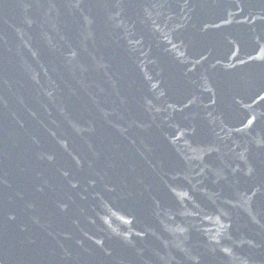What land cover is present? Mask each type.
<instances>
[{"label":"water","instance_id":"1","mask_svg":"<svg viewBox=\"0 0 264 264\" xmlns=\"http://www.w3.org/2000/svg\"><path fill=\"white\" fill-rule=\"evenodd\" d=\"M0 264H264V0H0Z\"/></svg>","mask_w":264,"mask_h":264}]
</instances>
